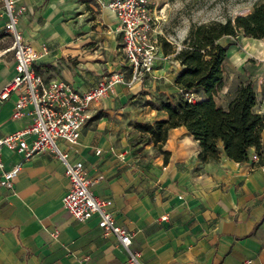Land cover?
I'll return each mask as SVG.
<instances>
[{"label": "crops", "instance_id": "crops-1", "mask_svg": "<svg viewBox=\"0 0 264 264\" xmlns=\"http://www.w3.org/2000/svg\"><path fill=\"white\" fill-rule=\"evenodd\" d=\"M107 1L96 0L101 20L114 47L120 40L110 72L122 66L123 55L117 20L104 5ZM18 3L27 7L18 27L24 40L41 53L34 64L38 74L78 90L102 77L100 68L64 71L60 76L42 70L51 59L44 47L53 32L48 16L63 13L71 7L70 0ZM40 17L44 25L37 22ZM5 20L0 12V89L15 73L12 52L7 50L11 38L3 30ZM72 21L58 26L55 41H72ZM177 51L170 61L161 46L164 56L153 75L143 79L154 83L164 78L160 93L178 89L174 85L181 70L174 59ZM142 82L116 85L112 93L91 104V117L75 144L56 141L70 162H82L91 191L111 201L109 209L116 222L131 236L128 250L98 225L97 216L80 222L63 208L69 184L64 164L54 153L42 151L23 163L13 180L15 194L0 186V264H264V130L259 132L258 152L247 148V158L255 153L256 161L236 162L221 147L218 159L202 161L199 142L184 126L171 127L161 146L168 152L164 159L149 134L134 125L166 118L164 111L147 102L149 94L144 93L147 88ZM258 87L261 102L255 91L252 109L264 114V83ZM222 93L226 104L229 93ZM17 97L14 90L0 101V136L31 122L30 105L20 117L12 118ZM31 139L26 137L28 142ZM1 159L8 169L21 156L3 148ZM128 251L138 253L137 263L129 261Z\"/></svg>", "mask_w": 264, "mask_h": 264}, {"label": "built area", "instance_id": "built-area-1", "mask_svg": "<svg viewBox=\"0 0 264 264\" xmlns=\"http://www.w3.org/2000/svg\"><path fill=\"white\" fill-rule=\"evenodd\" d=\"M104 5L115 14L117 29L122 39L123 63L119 69L102 76L87 89L78 90L60 79H45L34 68L41 53L25 40L18 27V21L26 6L18 0H0V12L6 20L3 30L11 38L7 48L14 59V75L0 89V101L8 98L11 91H17L12 118L23 114V108L30 105L31 122L22 129L0 136V186L15 194L13 180L23 163L42 151L54 153L64 164L68 179L66 193L62 197L63 208L77 221L83 222L97 216L98 225L113 234L128 250L131 244L129 232L115 220L109 209L110 200L95 195L90 189L81 161L70 162L56 141L75 144L85 123L90 119V106L114 91L116 85H132L152 76L155 65L164 55L158 41L161 19L160 12L152 6L151 0H108ZM159 13V14H158ZM169 43L170 39L165 38ZM1 60V55H0ZM192 99V96L188 98ZM27 136H32L28 142ZM6 148L21 156L18 162L4 168L1 152ZM99 153V150H96ZM248 160L256 161L251 154ZM129 252V261L137 263L138 253Z\"/></svg>", "mask_w": 264, "mask_h": 264}, {"label": "trees", "instance_id": "trees-1", "mask_svg": "<svg viewBox=\"0 0 264 264\" xmlns=\"http://www.w3.org/2000/svg\"><path fill=\"white\" fill-rule=\"evenodd\" d=\"M264 41V0L255 3L245 15L226 17L223 21L211 20L190 24L182 45L174 55L181 70L174 79L179 90L175 100H163L156 107L166 118L153 123L136 122L135 127L148 133L155 147L161 149L171 127L184 126L199 142L198 157L202 161L218 159L220 147L224 154L240 162L247 159V148H260L259 132L264 130V114L253 111L255 90L249 81H242L229 93L226 104L216 101L217 90L223 85L224 49L218 45L223 36H237ZM164 54L173 47L161 39ZM205 83L197 99V89ZM192 96V99L188 98Z\"/></svg>", "mask_w": 264, "mask_h": 264}, {"label": "rangeland", "instance_id": "rangeland-1", "mask_svg": "<svg viewBox=\"0 0 264 264\" xmlns=\"http://www.w3.org/2000/svg\"><path fill=\"white\" fill-rule=\"evenodd\" d=\"M67 1V0H65ZM152 6L161 10V19L157 29L160 30L158 41L165 38L173 43L172 52L166 54L170 61H173V52L182 45V40L186 36L190 24L205 23L211 20L223 21L226 17L245 15L252 6L262 0H151ZM71 7L64 9L60 15L48 16L52 20V30L50 39L46 40L44 47L47 55L51 58L47 67L42 68L50 76H60L64 71L84 72L91 69L100 68L102 76L109 73L108 68L116 55V49L120 44L117 39L116 46L109 41V29L102 23L101 6L96 0H70ZM54 7V6H53ZM52 7V8H53ZM59 7V6H58ZM55 9V8H53ZM27 7L24 10L26 13ZM159 14V13H158ZM24 15V14H23ZM32 16V15H31ZM73 20V21H72ZM73 25L72 41L67 44L55 41L58 26H65L70 23ZM37 22L44 25L43 18ZM10 43V38H5V45ZM161 43V41H160ZM225 51L223 62V85L217 90L216 101L223 104V91L230 93L242 81H249L254 87L258 101L261 102V88L258 86L264 83V41L252 38H245L242 34L237 36H223L218 40ZM172 64V62H170ZM174 70V68L171 66ZM164 81V78H161ZM158 79L153 83L143 80L149 94L147 102L151 107H157L163 100H175L179 95V90L174 89L175 93H160ZM205 83L193 93L197 99L202 93ZM176 95V96H175ZM64 149V145H60ZM158 150V147H156Z\"/></svg>", "mask_w": 264, "mask_h": 264}]
</instances>
